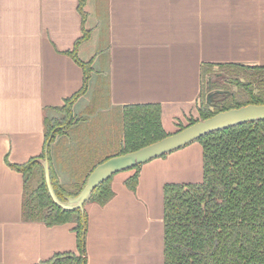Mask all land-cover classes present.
<instances>
[{
	"label": "crops",
	"instance_id": "1",
	"mask_svg": "<svg viewBox=\"0 0 264 264\" xmlns=\"http://www.w3.org/2000/svg\"><path fill=\"white\" fill-rule=\"evenodd\" d=\"M79 3L0 0V264H37L76 252L72 223L22 221V174L8 165L42 153L44 110L62 106L83 86L76 58L103 76L111 107L160 104L168 134L198 117L203 63L264 66V0ZM63 142L58 137L50 152L60 183L72 176L60 157ZM69 152L73 164L89 162L82 147ZM127 174L114 177V196L105 205L84 206L86 264H164L163 185L201 182L202 147L193 141L144 162L134 192L123 183Z\"/></svg>",
	"mask_w": 264,
	"mask_h": 264
},
{
	"label": "trees",
	"instance_id": "2",
	"mask_svg": "<svg viewBox=\"0 0 264 264\" xmlns=\"http://www.w3.org/2000/svg\"><path fill=\"white\" fill-rule=\"evenodd\" d=\"M83 2L80 0L79 4ZM85 37L87 32L81 40ZM76 61L84 71L83 86L62 106L44 110L42 153L23 164L8 163L22 174V221L46 226L73 224L76 252L55 253L37 264H86L88 219L84 207L65 210L53 202L39 159L47 156L54 193L60 201H64L67 197L78 195L98 164L168 135L162 127L160 104L122 105L118 108L122 127L119 150L101 157L94 164H71V179L60 183L51 168V147L58 137L64 136L77 123L72 105L86 93L91 77L90 63L80 62L77 58ZM200 81L198 100L203 87L205 98L203 103L198 104V117L191 118L186 126L220 111L247 104H264V66L203 63ZM226 83L239 90L226 89ZM242 90L247 95L244 102L232 103L230 99L241 95ZM195 141L202 147V181L163 185L164 264H264V120L216 130ZM141 165L116 172L99 183L87 203L105 205L114 196L111 187L114 177L122 172L128 173L123 179L124 185L134 192Z\"/></svg>",
	"mask_w": 264,
	"mask_h": 264
},
{
	"label": "water",
	"instance_id": "3",
	"mask_svg": "<svg viewBox=\"0 0 264 264\" xmlns=\"http://www.w3.org/2000/svg\"><path fill=\"white\" fill-rule=\"evenodd\" d=\"M256 120H264V104H247L238 108L220 111L133 152L112 156L98 164L90 172L84 187L78 195L67 197L64 201H60L54 193L47 156L38 161L43 166L45 183L53 202L65 210L81 209L89 201L93 189L114 173L179 149L207 133ZM46 151L47 148H45Z\"/></svg>",
	"mask_w": 264,
	"mask_h": 264
},
{
	"label": "rangeland",
	"instance_id": "4",
	"mask_svg": "<svg viewBox=\"0 0 264 264\" xmlns=\"http://www.w3.org/2000/svg\"><path fill=\"white\" fill-rule=\"evenodd\" d=\"M103 45L104 42L102 41L99 43L98 48L101 50ZM93 73V71L90 72V89L88 88V92L82 97L72 111L74 120L78 121L73 124L63 136L64 145L60 157L66 160L70 166L73 164L71 161L72 152H69L71 149L72 151H76V149L82 147V150L86 152L82 159L88 158V163L94 164L102 157L100 154L103 153V151H105L104 154H112L118 151L120 147L122 127L119 109L111 107L108 104L105 92V79L103 76L99 79ZM97 79L99 81L94 88V81L96 82ZM225 88L232 91L239 90L238 87L229 83H226ZM204 95L205 88L203 87L198 104L200 102L203 103L205 98ZM246 98L247 95L245 91H243L241 95L230 100L232 103H242ZM230 100L228 99L229 102ZM109 151H111V153Z\"/></svg>",
	"mask_w": 264,
	"mask_h": 264
}]
</instances>
